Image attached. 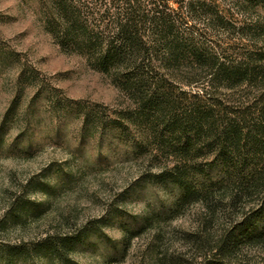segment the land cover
Returning a JSON list of instances; mask_svg holds the SVG:
<instances>
[{
	"label": "rangeland",
	"instance_id": "rangeland-1",
	"mask_svg": "<svg viewBox=\"0 0 264 264\" xmlns=\"http://www.w3.org/2000/svg\"><path fill=\"white\" fill-rule=\"evenodd\" d=\"M49 5L0 0V264L192 262L212 244H187L198 218L207 222L199 235L218 238L230 209L183 208L173 181L187 176L183 135L166 115L151 113V124L109 76L63 50L47 28ZM244 256L264 262L263 249Z\"/></svg>",
	"mask_w": 264,
	"mask_h": 264
},
{
	"label": "trees",
	"instance_id": "trees-1",
	"mask_svg": "<svg viewBox=\"0 0 264 264\" xmlns=\"http://www.w3.org/2000/svg\"><path fill=\"white\" fill-rule=\"evenodd\" d=\"M49 1L47 28L60 47L109 76L151 124V113L166 115L183 135L187 176L173 180L183 183V208L230 209L218 238H202L198 218L186 242L196 251L212 243L210 255L188 264H264L237 260L264 250V0ZM214 166L220 177L201 182Z\"/></svg>",
	"mask_w": 264,
	"mask_h": 264
}]
</instances>
